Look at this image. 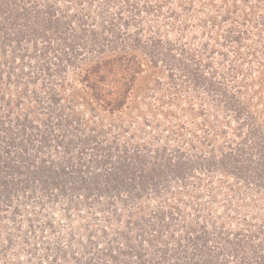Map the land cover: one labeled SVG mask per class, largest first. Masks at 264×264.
Listing matches in <instances>:
<instances>
[{"label": "trees", "instance_id": "16d2710c", "mask_svg": "<svg viewBox=\"0 0 264 264\" xmlns=\"http://www.w3.org/2000/svg\"><path fill=\"white\" fill-rule=\"evenodd\" d=\"M34 1L0 0V85L16 84L25 89L41 85L43 90L48 89L42 94L45 102L42 95L37 96L40 93L33 92L37 96L34 102L43 115L63 102L59 85L64 83L57 81L66 76L74 77L95 102L104 103V93L113 96L106 102V109L120 115L124 105L133 100L137 79L148 68L157 86L151 88L146 103L152 117L168 116L167 110L174 108L179 112L176 125L186 128L188 112L192 115V111L209 107L216 110L217 119L210 128L222 129L217 134L226 135L227 128L234 124L242 133L246 128L248 137L228 152H224L225 146L205 152L188 145L194 149L191 155L180 148L181 153L177 151L173 155L166 143L156 149L140 144L137 134L131 136V143L123 144L119 134L113 141V137L102 139L101 133L81 138L73 132L74 137L65 140L57 134L50 117L33 119L27 115L19 119L3 113L0 114V217L3 208L13 206L18 195L28 190L58 193L72 202L76 199L91 212L92 222L100 220L96 205L103 197L120 198L125 203L135 198L146 199L144 202L150 205V192L161 199V191H168L175 201L183 203L194 190L192 181L216 172L233 176L247 187L257 183L259 189H264V131L256 116L247 110L251 106L241 91L245 78L255 73L257 59L264 58V0H226L230 7L225 5V0H209V3L181 0L183 4L198 1L203 11L193 8L194 14L207 15L195 30L222 29V33L210 35L214 45L184 41V32L195 27L190 25L181 28L178 42L161 33L147 39L136 34L131 54L117 47L130 39L120 34L129 27L124 13H129L126 18L134 24L140 20V11L125 8L127 0H77L82 7L78 13L71 12V0ZM219 1L223 4L215 12L214 5ZM94 6L97 10H88ZM218 9H224L225 15ZM168 15L173 23L179 16L174 10ZM224 25L227 26L222 28ZM217 46L225 51L217 52ZM77 94L73 90L72 100ZM59 117L63 119V112ZM66 123L77 125L81 131L79 119ZM156 205L160 207L162 200ZM168 207L167 213L158 208L153 220L145 215L138 219L141 222L137 229L142 233L135 240L140 243L138 248H143V242L153 246L154 256L149 262L134 247L135 256L119 244L107 242L96 254L97 258L95 255L85 261L74 258L75 264H229L247 254L251 255L252 264H264L263 227L258 232L243 233L241 229L235 233L205 216L195 219L194 225L185 219L177 223L175 214L180 217V212L178 215L172 206ZM116 216L104 218L107 228L103 237H108V227ZM243 222L249 224L247 219ZM180 225L187 235L186 244L177 243V250H171L169 255L164 232ZM145 231L150 234L146 238ZM118 234L128 246L131 238L124 232ZM125 254L130 258H120ZM50 260L44 258L43 263L59 264L56 259Z\"/></svg>", "mask_w": 264, "mask_h": 264}, {"label": "rangeland", "instance_id": "374dc122", "mask_svg": "<svg viewBox=\"0 0 264 264\" xmlns=\"http://www.w3.org/2000/svg\"><path fill=\"white\" fill-rule=\"evenodd\" d=\"M38 1L42 3V0ZM71 1L73 10L71 12L78 13L82 7L78 5L77 0ZM34 2L36 3V0ZM204 2L209 3V0ZM68 4L66 2L65 6ZM127 4L125 8L129 6L131 10L141 12L137 24L128 21L126 17L129 13H124L125 21L130 23L126 22L129 27L122 29L120 34L122 37L130 39L127 40L126 44H117V47L127 54L134 52L132 44L136 34L147 39V37L157 36V33H161L163 36H167V39L178 42L182 35L181 31H183L181 28L192 25L195 26L192 30L184 32L186 36L184 41L195 40L214 45L210 35L216 32L222 33V29L217 28L195 30L196 26L207 17L204 14H194L193 8L201 9H199L198 1L194 4L190 1L183 4L181 0H127ZM222 4L221 1L216 2L214 11ZM226 4L228 2L225 0ZM96 7H89L88 10H97ZM228 7H230L229 4ZM146 9H150V12H147ZM172 10L179 15L176 16L174 23L173 20L169 21L168 15ZM218 10L222 16L225 15L224 9ZM248 11L249 9L246 12ZM95 12H99V10ZM262 12L263 10L260 9L259 13ZM249 15H251L250 12ZM120 22L124 21L121 20ZM225 26L227 25L222 26V28ZM151 30L152 34L149 33ZM262 39L264 41V37ZM210 50L213 49L210 48ZM216 51H225V49L217 46ZM256 62L255 73H251L253 74L251 78L248 76L245 78L241 91L251 106L247 110L251 115L256 116L259 126L264 131V58L262 60L258 58ZM251 68L254 69V67ZM116 80L118 79L116 78ZM57 83H64V86L59 85L63 102H59L55 107H50L49 113L45 115L41 110L39 111V106L34 100L37 96L40 97L45 94L44 90L48 92V89L43 90L41 85H34L26 89L16 84L0 85V114L9 113L12 118L17 116L19 119H23L27 115L33 119L39 116L50 117L57 129V134L63 135L65 140L74 137L73 132L81 138L101 133L102 139L106 136L108 139L113 137V141H115L116 134H119L121 144H123L126 141L131 143L133 141L131 136L134 137L137 134L140 139L137 142L140 144L156 149L166 143L173 155L177 151L181 153L179 148L187 155H191L194 149L192 150L190 147L193 146L198 151L205 152L225 146L224 152H228L230 148H235L239 142H243L248 137L246 136V128L242 133V130L236 129L237 126L234 124L227 128L226 135L217 134V131L222 129L210 128L217 119L214 116L216 110L209 107L203 110L201 108L196 112L192 111V115L188 112L187 120L189 121L186 128H179L176 125L178 120L175 117L178 116L179 112L174 108L167 110L168 116L154 115L156 118L152 117L153 113L146 103L151 96V88H157V86L154 84L153 76L148 68L137 79L133 100L124 105L120 115L111 114L106 109V102L113 96L104 93L106 97L103 100L105 102H95L94 98L88 96V93L77 85L74 77L69 79L66 76L62 80H58ZM73 90L76 94L78 93L75 100H72ZM33 92L40 94L36 96ZM200 93L202 94V91ZM158 94L159 92H157ZM41 98L44 102L46 101L45 95H42ZM69 102H72L70 107ZM62 112L64 114L63 119L59 117ZM71 119L82 121L81 131L77 130L75 124L67 125L66 120ZM126 129L128 132L124 133L123 130ZM205 177L192 181L191 187L194 190L190 192V197L189 194L187 195L183 203L175 201V198H172V194H170L171 192L168 193V191H161V199L153 197L150 192L148 194L150 205L144 202L146 199L135 198L134 201L126 200L125 203L120 198L103 197L96 205L98 208L97 217L100 220L92 222L89 217L90 211L78 204L76 199L72 202L67 196H58V193L49 194L42 191L34 193L28 190L25 194L18 195L13 206L8 205L1 211L0 264H44V258H48L49 261L56 259L59 264H75L74 258H82L83 261L87 258H93L94 255L97 258L96 254L107 246V242L119 244L133 256L136 255L132 252L134 247L149 262L154 256L151 253L153 246L143 242V248H138L140 243L135 240L137 234L142 233L137 229L138 222H141L138 219L145 215L153 220V213H158V208H162L167 213L170 210L168 206H172L176 210L173 212H177L178 215L180 212V217L175 214L174 222L177 223L179 219L180 222L185 219L189 222L188 224L193 223L192 225H194L195 219L205 216L206 218L211 217L218 225L223 224L225 228L235 233L241 229L243 233L246 230L258 232L259 227H263L264 232V189H259L257 183L247 187L235 177L219 172ZM161 200L162 205L157 207L156 204L160 203ZM197 208L199 211L194 212L193 209ZM114 215L117 216L114 218L113 224L109 225L110 232L105 238L103 231L106 230L107 224L104 218L107 216L113 218ZM161 215L163 214L161 213ZM168 218L167 215L166 220ZM245 219L249 223L247 226L243 222ZM184 231L185 229L180 225L179 228L174 227L164 232L165 245L166 247L167 245L170 246L168 248L169 255L172 254V251L177 250L178 244L185 246L184 238L187 235L184 234ZM118 232H124L131 238L128 246L125 244L126 240L121 238ZM147 232L145 231L143 234L145 238L146 235H150ZM45 255L47 256L45 257ZM120 258H130V256L125 254ZM250 258H252L251 255L247 254L238 257L237 260L231 261L229 264H252Z\"/></svg>", "mask_w": 264, "mask_h": 264}]
</instances>
